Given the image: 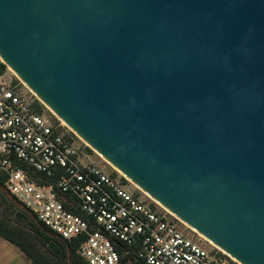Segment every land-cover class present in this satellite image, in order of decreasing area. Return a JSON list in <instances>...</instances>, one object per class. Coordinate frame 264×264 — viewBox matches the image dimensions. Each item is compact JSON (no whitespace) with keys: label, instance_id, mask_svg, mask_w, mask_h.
Instances as JSON below:
<instances>
[{"label":"water","instance_id":"obj_1","mask_svg":"<svg viewBox=\"0 0 264 264\" xmlns=\"http://www.w3.org/2000/svg\"><path fill=\"white\" fill-rule=\"evenodd\" d=\"M0 58L171 213L264 264V0H0Z\"/></svg>","mask_w":264,"mask_h":264},{"label":"built area","instance_id":"obj_2","mask_svg":"<svg viewBox=\"0 0 264 264\" xmlns=\"http://www.w3.org/2000/svg\"><path fill=\"white\" fill-rule=\"evenodd\" d=\"M3 78L2 186L57 236L77 241L88 264H133L124 261L118 243L136 247V260L146 264H240L209 241L211 247L205 245L146 193L136 195L120 177L89 162L75 147L73 131L37 110L41 101L27 85Z\"/></svg>","mask_w":264,"mask_h":264},{"label":"trees","instance_id":"obj_3","mask_svg":"<svg viewBox=\"0 0 264 264\" xmlns=\"http://www.w3.org/2000/svg\"><path fill=\"white\" fill-rule=\"evenodd\" d=\"M5 65L0 63V76ZM41 112V103H35ZM0 185L3 181L0 180ZM6 206L5 211L2 210ZM14 217V218H13ZM0 237L19 247L32 264H88L77 251V241H66L57 236L22 207L15 204L0 188ZM118 249L124 255V261L133 264H146L136 260V247L129 248L118 243ZM129 251L128 253H126Z\"/></svg>","mask_w":264,"mask_h":264},{"label":"rangeland","instance_id":"obj_4","mask_svg":"<svg viewBox=\"0 0 264 264\" xmlns=\"http://www.w3.org/2000/svg\"><path fill=\"white\" fill-rule=\"evenodd\" d=\"M0 63L4 64V72L2 74V76H4L3 79L7 80V81H13L15 84H19L21 83V79L20 77L14 72L13 69H11L7 64L4 63V61L0 58ZM1 77V76H0ZM24 91L25 93H27L28 96L32 97L33 99H36V96L34 94H32V92L24 86ZM41 103V112L47 116L51 121H59V117L56 116V114H54V112L45 104ZM61 120V119H60ZM66 125V124H65ZM66 127H68L66 125ZM70 129V128H67ZM73 131V130H70ZM74 134V142H75V147L77 149H79L81 152H84L85 154L88 155V159L89 162L94 163L100 167H102L103 169H105L108 173H113L114 175H116L117 177H120V179H122V181L124 182V184L127 186V188L132 191L133 193H135L136 195H139L142 198H147L148 196L142 191V189L138 188L135 184H133L132 182H130V180H128L125 176H122L118 173L115 172L117 170H115L116 168H114L112 165H110L99 153H97L90 145H88L81 137H79L74 131L72 132ZM149 199V198H148ZM6 206L4 205L2 210L5 211ZM14 218V217H13ZM188 227V226H187ZM187 231L194 233L192 230V228H187ZM197 238H201L202 236H199L198 233H195ZM202 242L211 247V244L204 238H201Z\"/></svg>","mask_w":264,"mask_h":264},{"label":"crops","instance_id":"obj_5","mask_svg":"<svg viewBox=\"0 0 264 264\" xmlns=\"http://www.w3.org/2000/svg\"><path fill=\"white\" fill-rule=\"evenodd\" d=\"M0 264H32L16 245L0 237Z\"/></svg>","mask_w":264,"mask_h":264},{"label":"bare ground","instance_id":"obj_6","mask_svg":"<svg viewBox=\"0 0 264 264\" xmlns=\"http://www.w3.org/2000/svg\"><path fill=\"white\" fill-rule=\"evenodd\" d=\"M63 122V121H62ZM64 123V122H63ZM65 124V123H64ZM89 145V144H88ZM106 160V159H105ZM107 161V160H106ZM108 162V161H107ZM109 163V162H108ZM110 164V163H109ZM111 165V164H110ZM113 166V165H112ZM114 167V166H113ZM115 168V167H114ZM115 170H117V169H115ZM119 173H121L119 170H117ZM123 176H125L123 173H121ZM126 177V176H125ZM128 180H130L128 177H126ZM130 182H132L133 184H135L133 181H131L130 180ZM138 188H140L137 184H135ZM140 189H142V188H140ZM142 191L144 192V193H146L143 189H142ZM148 196H150L148 193H146ZM151 197V196H150ZM153 200H155L153 197H151ZM156 201V200H155ZM158 204H160L158 201H156ZM161 205V204H160ZM164 209H166L163 205H161ZM167 211H169L168 209H166ZM170 212V211H169ZM171 213V212H170ZM173 214V213H172ZM186 224V223H185ZM187 225V224H186ZM188 226V225H187ZM189 227V226H188ZM191 228V227H190ZM192 230H194V229H192ZM195 231V230H194ZM203 237V236H202ZM204 238V237H203ZM205 239V238H204ZM207 240V239H206ZM208 241V240H207ZM210 242V241H209ZM211 243V242H210ZM214 245V244H213Z\"/></svg>","mask_w":264,"mask_h":264}]
</instances>
